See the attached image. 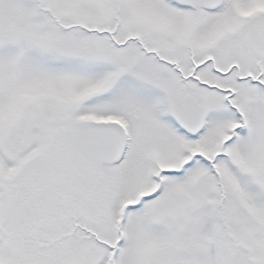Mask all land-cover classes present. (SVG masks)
Masks as SVG:
<instances>
[{
    "label": "snow or ice",
    "instance_id": "6c2138e0",
    "mask_svg": "<svg viewBox=\"0 0 264 264\" xmlns=\"http://www.w3.org/2000/svg\"><path fill=\"white\" fill-rule=\"evenodd\" d=\"M0 264H264V0H0Z\"/></svg>",
    "mask_w": 264,
    "mask_h": 264
}]
</instances>
